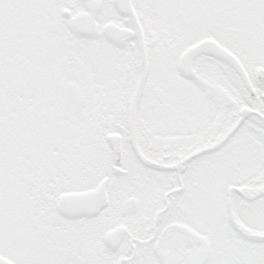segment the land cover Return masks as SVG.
Listing matches in <instances>:
<instances>
[{
	"label": "snow or ice",
	"instance_id": "1",
	"mask_svg": "<svg viewBox=\"0 0 264 264\" xmlns=\"http://www.w3.org/2000/svg\"><path fill=\"white\" fill-rule=\"evenodd\" d=\"M0 264H264V0H0Z\"/></svg>",
	"mask_w": 264,
	"mask_h": 264
}]
</instances>
